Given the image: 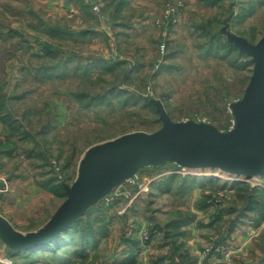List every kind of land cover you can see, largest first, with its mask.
<instances>
[{"label":"rangeland","instance_id":"rangeland-1","mask_svg":"<svg viewBox=\"0 0 264 264\" xmlns=\"http://www.w3.org/2000/svg\"><path fill=\"white\" fill-rule=\"evenodd\" d=\"M78 7L83 13L76 14L62 0H0V100L20 127V133H11L0 120V140L7 134L17 147L10 157L0 154V216L30 237L42 232L68 199V189L79 181L80 161L92 147L162 131L168 122L229 133L234 126L230 105L250 94L257 46L264 38V0H132L119 12L112 0ZM56 26L92 32L65 39L46 34L44 27ZM213 32L236 51L206 53ZM95 58L123 62L114 71L95 68L88 75L81 69L62 77L58 70L51 78L37 73L58 63L68 62L72 69ZM126 66L132 68L129 77ZM110 88L120 91L88 107L67 94L94 95ZM249 115V123L240 124L238 131H253L256 137L243 147L216 153L189 145L160 150L140 145L131 155L112 151L100 160L99 172L88 169L91 186L75 200L78 205L91 197L80 213L92 211L102 233L82 256L70 252L71 244L59 250L56 260L49 252L36 253L31 264H185L173 253L164 229L184 214L192 219L181 226L184 234L177 241L194 264H264V214L259 220L256 211L238 217L220 241L236 215L227 211L239 203L233 183L264 190V114L253 107ZM45 124L50 126L44 133ZM35 141L43 160L26 154ZM216 157L233 167L210 168L209 160ZM251 168L257 174L246 176ZM171 175L175 179L167 182ZM52 176L65 177L63 196L36 183ZM0 233V264L27 263L22 255H9L6 234ZM131 256L134 260L125 263Z\"/></svg>","mask_w":264,"mask_h":264},{"label":"trees","instance_id":"trees-1","mask_svg":"<svg viewBox=\"0 0 264 264\" xmlns=\"http://www.w3.org/2000/svg\"><path fill=\"white\" fill-rule=\"evenodd\" d=\"M210 3H215L217 0H207ZM129 3V0H112V4L114 5V12H119L124 7H126ZM44 30L46 31V34L52 36V37H60V38H76V35L80 38H85L89 33L92 31L82 29L79 31L70 30L67 27L62 26H56V27H44ZM222 35L218 32H213L210 35V42L209 45L205 49V52L208 54H214V52H217V54L224 50L225 56L227 54H231L232 51H236V47L234 44L230 41L224 40L222 41ZM224 38V37H223ZM225 39V38H224ZM51 50L50 52L47 51V53H52L53 51L49 46H46L47 48ZM175 53V52H174ZM171 52L169 55H166L165 58L169 56H173L174 54ZM242 55L238 52L237 58ZM236 58V57H234ZM67 61V60H66ZM69 61V59H68ZM123 61H109L103 58H95L89 60L87 63H84L83 65L78 63V65H75L70 69L68 67V62L60 65L59 63L56 65H51L46 68L41 67L40 69H37V73H39L40 76L51 78L54 77L57 73V70L60 71V77L65 75L66 73L69 74L71 71H76L77 69H81L84 75H88L89 72L92 69L98 68L100 72L102 71H114L116 68H119L122 66L120 63ZM235 62V61H234ZM233 63V62H232ZM61 66L62 68H58ZM164 68L172 69L175 68L170 65H163ZM132 68L127 67L124 70L125 77H129L131 73ZM39 79V78H38ZM119 92V88H110L105 90L103 93H97L94 95H90L87 92L84 91H73L68 92L67 94L71 95L75 100H78L80 102L84 101V107H88L89 105H96L98 103H102L104 101H107V98L113 96V94H116L115 92ZM3 100V99H2ZM0 100V110L2 109L3 114L0 115V120L4 122L7 125V130H9L11 133H20V127L17 125H14L16 122L12 119V116L7 111L4 100ZM49 124H45L43 126L41 132H46ZM23 134V133H22ZM21 134V135H22ZM36 145L32 147L29 151H26V154L29 158L32 156L35 158H43L44 155L42 151H38L39 148L37 145V141H35ZM0 146L3 147L0 149V154L3 153L7 156H12L13 152L16 151V144L14 141H12L11 137H8L6 134V137L2 140H0ZM38 149V150H37ZM43 160V159H42ZM176 175L169 176L166 181H170L175 179ZM62 181H65V177L61 180L58 179L56 176H52L46 181H36L37 184L41 185L43 188H46L49 191L54 192L58 196H63L65 194L64 188L62 186ZM234 190L236 193V198L238 199L239 203L235 206L229 207L228 213L236 212V215L231 219V223L227 229L226 234L221 235L220 241L226 239V237L230 234V232L233 231L235 225L238 223V217L244 216L246 213L249 212H258L259 218L261 219L264 215V190L258 189V187H250L246 183H240V182H234ZM238 206V207H237ZM92 211H86V213L78 215L69 225L64 227L61 231L58 232V234L51 239L46 245L42 247H38L36 249H27V250H19L15 248L8 247L7 250L9 252V255L15 256V255H22L23 257L27 258V263L25 264H31L33 262L29 261V258H31L36 253H45L49 252L50 257H53V259L60 258L61 254L59 253V250L62 248H67L69 245L73 244L74 249L70 252L80 254L81 256L84 255L85 247L92 243L93 241H96L98 233H102L103 227L96 229L94 225V220L91 219ZM263 215V216H262ZM192 219V215L184 214L180 215L177 218H172L166 224H164L165 234L170 238V241L172 243V251L173 253L176 252L179 256V260L183 262V259L187 260V263L185 264H194L193 257H190L188 253L183 249V243L177 241L178 236H182L184 232L181 230V226L183 224H186L190 222ZM97 230V231H96ZM226 235V236H225ZM78 243L80 245H78ZM78 246V248H77ZM76 247V248H75ZM66 250V249H65ZM65 252V251H64ZM69 252V251H66ZM134 260V256L127 257L124 262L128 263L130 261ZM29 261V262H28ZM184 264V263H183Z\"/></svg>","mask_w":264,"mask_h":264},{"label":"water","instance_id":"water-1","mask_svg":"<svg viewBox=\"0 0 264 264\" xmlns=\"http://www.w3.org/2000/svg\"><path fill=\"white\" fill-rule=\"evenodd\" d=\"M227 36L230 37V34ZM256 57L257 69L255 76L250 82V94L230 105L234 118V126L229 133L221 134L210 131L207 127L199 126L192 128L186 123L175 125L168 122L165 129L162 131L154 133H136L130 137H120L102 143L98 147H92L87 155L80 161L78 183L72 189H68V199L59 207L54 216L43 227L42 232L37 235H32L31 237L29 235L26 236L16 231L6 219L0 216V230L6 234L5 242L7 246L19 250L42 247L53 239L59 231L69 225L81 214L80 212L83 205L91 198L90 197L85 202H80L76 206L70 204L74 196L80 198L83 191L87 190L86 187L89 185L91 186V177H93V175H87L88 169L94 167L93 169L95 170L100 160L102 158H107L112 151L123 153L124 155H131L132 148L140 145H153L158 148V150H160L161 147H184L189 145L194 150L202 147L216 153L235 146L243 147L248 143L253 144V138L256 137V134L252 133L253 131L251 133L245 131L240 132L238 128L240 124L249 123L251 117L249 113L253 107H257V110L264 114V73L262 71L264 66V38L257 46ZM259 141H261V138H259ZM99 157H101L100 160L97 159ZM261 161L264 163V159ZM209 166L216 170H230L233 167L231 161L224 160L222 157L211 158L209 160ZM251 170L252 173L245 174L244 172L242 174L246 176L247 174L249 176L257 174L254 168H251ZM64 188L66 190L68 185L64 184ZM95 192L96 189L92 195Z\"/></svg>","mask_w":264,"mask_h":264},{"label":"crops","instance_id":"crops-1","mask_svg":"<svg viewBox=\"0 0 264 264\" xmlns=\"http://www.w3.org/2000/svg\"><path fill=\"white\" fill-rule=\"evenodd\" d=\"M66 0H62L63 4L65 5V7L67 8H70L71 10H73V12H76V14H79V12L81 11L83 13V10L78 7V4L79 5H82V7L86 8L88 3L91 1V0H76L78 4H75L74 2H70V3H67L65 2ZM132 3V0H129V3H128V6ZM85 10V9H84ZM218 173V172H216Z\"/></svg>","mask_w":264,"mask_h":264},{"label":"bare ground","instance_id":"bare-ground-1","mask_svg":"<svg viewBox=\"0 0 264 264\" xmlns=\"http://www.w3.org/2000/svg\"><path fill=\"white\" fill-rule=\"evenodd\" d=\"M202 131V130H201ZM98 160H100L101 159V157H99V158H97ZM108 162V161H107ZM110 162V161H109ZM112 164L114 165L115 163L114 162H112ZM111 166V165H110ZM112 167V166H111ZM106 169V168H105ZM96 171H98L99 172V169H98V167L96 166V169H95ZM95 171V172H96ZM97 173V172H96ZM90 191V190H89ZM76 196H74L73 198H72V200L70 201V204H75V200H76ZM76 205V204H75Z\"/></svg>","mask_w":264,"mask_h":264},{"label":"built area","instance_id":"built-area-1","mask_svg":"<svg viewBox=\"0 0 264 264\" xmlns=\"http://www.w3.org/2000/svg\"><path fill=\"white\" fill-rule=\"evenodd\" d=\"M170 8H171L170 5L167 4V8H166V10L168 9L167 12L170 11ZM160 50H161V51L164 50V45H163V44L160 45Z\"/></svg>","mask_w":264,"mask_h":264}]
</instances>
